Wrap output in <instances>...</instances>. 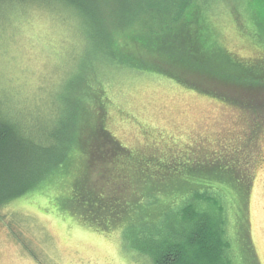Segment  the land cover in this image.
I'll return each mask as SVG.
<instances>
[{"label":"trees","instance_id":"obj_1","mask_svg":"<svg viewBox=\"0 0 264 264\" xmlns=\"http://www.w3.org/2000/svg\"><path fill=\"white\" fill-rule=\"evenodd\" d=\"M45 3L70 7L90 25L98 66H131L150 53L167 61L176 56L229 92L264 93V57L243 63L230 54L206 55L213 43L207 0H15L14 5L48 9ZM237 4L236 9L247 6L264 45V0ZM84 82L76 87L77 104L65 107L69 121L60 137L58 124L47 126L50 111L41 101L15 112L10 99H0V210L47 192L57 196L62 211L97 230L122 228L125 245L145 264H235L236 257L240 264H260L251 237L250 151L223 144L221 151L192 157L184 150L131 152L106 128L104 98ZM257 107L242 106L250 113L251 143L264 134V102ZM96 168L99 179L93 177ZM65 186L68 191L58 192Z\"/></svg>","mask_w":264,"mask_h":264},{"label":"rangeland","instance_id":"obj_2","mask_svg":"<svg viewBox=\"0 0 264 264\" xmlns=\"http://www.w3.org/2000/svg\"><path fill=\"white\" fill-rule=\"evenodd\" d=\"M207 1L213 22L207 31L213 43L208 44L212 48L206 55L230 54L243 63L262 59L264 45L247 6L236 9L241 4L237 0ZM14 2L0 0V99H10L15 112L41 101L50 111L46 117L50 122L39 123L58 124L54 129L60 137L62 125L69 121L64 115L67 105L77 104L76 87L85 86V80L95 97L104 98L107 130L131 152L184 150L192 157L201 151H221L223 144L245 147L255 168L251 237L264 264V134L251 143L250 113L242 108L248 104L259 108L264 93L246 94L238 88L229 92L230 88L208 80L204 71L177 61L176 56L167 61L150 53L147 61L131 66H98L93 29L84 25L76 10L47 3L48 9L38 4L15 6ZM92 90L88 88L89 95ZM245 96L249 100L241 99ZM99 172L93 169V177L99 179ZM58 204L56 195L40 192L0 210V264L146 263L129 251L122 228L97 230ZM240 263L236 257L235 264Z\"/></svg>","mask_w":264,"mask_h":264}]
</instances>
